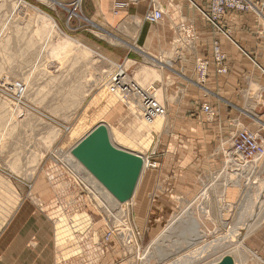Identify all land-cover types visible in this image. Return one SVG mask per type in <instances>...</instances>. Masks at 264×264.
<instances>
[{
  "label": "rangeland",
  "instance_id": "rangeland-1",
  "mask_svg": "<svg viewBox=\"0 0 264 264\" xmlns=\"http://www.w3.org/2000/svg\"><path fill=\"white\" fill-rule=\"evenodd\" d=\"M115 1L0 0V219L6 216V221L19 203L35 206L49 227L52 264H59L66 251L71 256L60 264H263L252 241L264 236V222L241 242L230 237L207 256L192 254L207 241L228 235L229 229L237 233L259 217L264 211L263 169L254 160L233 168L225 156L216 157L217 168L206 170L204 162L195 166L205 148L193 127L175 131L172 118L165 114L157 131L148 122L158 115L148 121L140 111L135 112L139 126L126 102L129 97L108 93L110 74L105 75L122 65L131 84L152 95L158 89L155 96L162 102L166 91L159 67H171V60L186 55L178 50L150 54L138 37L139 20L115 15ZM133 4L140 16L153 7L163 11L158 0ZM103 91L114 102H101L100 118L128 137L148 138L139 151L144 159L152 150L157 154L151 159L157 167L147 165L138 183L123 174L118 187H109L111 200L93 194L86 179L94 177L79 166L72 150L100 120L87 118L90 124L83 134L60 148L68 128ZM102 122L99 125L105 127ZM104 133L109 140L106 127ZM220 145L217 149L223 150ZM235 168L243 172L239 184L230 175L236 174ZM144 183L150 185L149 192L144 191ZM97 187L107 195L102 184ZM72 208L87 214L88 235L61 246L56 242L57 213L69 215ZM192 216L198 224L190 232ZM195 236L202 242L190 246ZM85 241H89L87 250Z\"/></svg>",
  "mask_w": 264,
  "mask_h": 264
},
{
  "label": "crops",
  "instance_id": "crops-1",
  "mask_svg": "<svg viewBox=\"0 0 264 264\" xmlns=\"http://www.w3.org/2000/svg\"><path fill=\"white\" fill-rule=\"evenodd\" d=\"M116 1L127 4L118 15L126 14L134 22L139 20L138 37L149 53L156 55L169 50L186 53L176 60H171L172 68L167 64H164L163 68L159 67L163 73L162 88L166 94L165 97L164 94L161 96L163 101L158 102L165 105L166 115L172 118L175 125L173 130H181L183 126L189 129L193 127L195 136L198 137L196 140L201 143L204 141L205 149L201 150V158L195 161V166L198 162H204L206 170L217 168L216 157L224 158V153L221 148L217 149L218 146L220 143L221 147L227 146L228 140L238 128L243 127L255 132L264 139V73L259 67H264V25L259 23L253 12L227 10L218 21L219 26L227 32L225 35L201 13L209 10L208 0H158L164 14L156 25H147L141 21L143 14L138 15L139 11L133 6L136 0ZM183 22L193 26L192 39L181 37L179 24ZM215 43L226 56L225 72L216 71L213 62ZM197 58L209 61L206 77L200 83L193 71ZM123 70L125 72V68ZM166 72L170 77L166 76ZM157 91L156 88L153 91L155 100ZM119 93L122 94L120 91ZM128 97L130 100V96ZM204 103L215 111L212 118H207L201 110ZM126 107L128 109V105ZM134 110L132 113L139 120ZM116 111L119 114V108ZM102 121L103 119L99 122ZM140 123L139 120V126ZM105 124L110 131L111 126ZM109 135L111 142L120 144L114 140L111 132ZM128 138L140 141L144 137H138L137 140L134 137ZM118 147L139 156L143 155L122 144ZM251 165L254 167V164ZM258 165L263 169L261 175L264 174V158L258 161ZM242 173L240 171L230 175L234 178L240 176V180ZM143 186L144 191L151 190L149 184L144 183ZM46 222L37 213L35 206L19 203L0 228V264H52L49 227ZM260 238L263 241L258 245L256 242ZM252 242V246L264 258V236H254Z\"/></svg>",
  "mask_w": 264,
  "mask_h": 264
},
{
  "label": "bare ground",
  "instance_id": "bare-ground-1",
  "mask_svg": "<svg viewBox=\"0 0 264 264\" xmlns=\"http://www.w3.org/2000/svg\"><path fill=\"white\" fill-rule=\"evenodd\" d=\"M43 16H44L43 18L49 19L50 20V23H52L55 26V28H57L55 22L53 21V19L50 16H48L47 14H43ZM85 48L87 50H89L87 47H85ZM89 51H91V50H89ZM105 61L109 63L108 60H105ZM109 74L110 75H113V76L116 75L117 76L116 79H119L120 82H122V83H124L126 85H134V86L136 85L137 86V84H131L130 83V81L128 80V76L126 75V73L124 72V70L122 68V65H118L117 66V70L112 71V72L106 74L105 77H107ZM102 77H103V75H102ZM106 88L108 89V93H109V91H110L109 90V82H106ZM140 89H141V87H140ZM117 91H119V90H117ZM113 93H116V95H118L119 97L120 96L122 97V94H120L119 92H115L114 91ZM132 95L135 97L134 98L135 100L132 99V100L126 101L127 104L128 105L130 104L129 106H131L132 110H134V108H135L134 112L135 111L136 112H139L140 111L141 112L140 115L144 119H146L144 117V108H145V105L143 103V99L141 100V97L137 96L135 93H133V94L131 93V95L128 94V96H132ZM93 98L88 103V105L86 106L83 114L81 116H79L76 119V121L73 123V125H71L68 128V131H67L66 135L62 139V143H61V146H60L61 149L65 148L64 147L65 144H67L68 142H70L72 140L77 139L81 134H83L84 130L90 124V123L87 122V118H88V120H91L90 122H92L94 120H96V121L97 120H100L101 121V118L100 117H101V114L104 112V110H103V108L101 106V102L102 101H104L105 99H107V101L110 102V103H113L114 102V100H113L114 98L112 96H110V95H107L106 92H104V91L100 95H98L96 98H94V99ZM136 98L138 99V101H137ZM154 100H155V98H154ZM155 101L158 102L157 100H155ZM155 116H157V117L152 122H148V123L151 124V126H150L151 129H154V130H157L158 131L161 128L162 124H163L165 114H163V115L156 114V115H154L152 117V119ZM146 120H148V119H146ZM102 123H104V122H102ZM99 124H100V122L98 124H96L91 130H89L88 133L85 134V136H83L76 143V145L72 148V150H73L74 156L76 157V161L78 162L79 166H81L82 168H85L94 177L93 179L91 177L92 180L90 178H89L90 180L86 179L87 180L86 181L87 182V185H89V188H90V190H92L93 194L95 193L97 195V197L100 195L101 200H105V198H106V200L107 199L109 200V198L111 200L113 196L110 194V192H112L110 188H116L115 186L118 187V185H119L118 183H120L119 180H120V178H121V176L123 174V173L121 174V172H122L121 169H123V168L121 166L120 160H118L117 157L113 156L110 153V151L107 148H105V146H104L105 143L99 138L98 133L95 130V128L97 126H99ZM105 127L107 128L106 124H105ZM107 132H108V136H109V140H108L107 147H110V148H112L115 151L117 150L119 152H124L126 154L134 155V156H136V157H138V158H140L142 160V165H141L139 174H138L137 179H136V182H135V183H138L141 175L143 174V171H144L145 167L147 166V160L144 159V157L142 155L139 156V155H137L135 153H132V151L130 152V150H125V149H123L121 147L114 146L112 144L111 140H110V135L109 134L111 132L112 135H113V137H114V140H116L118 143H120L122 145H125V146H128V147H131V148H134L137 151H141V150H143L145 148V146L147 145L146 144L147 143V138H143L140 141L131 140L126 135H124L123 133H121L120 131H118L117 129H115L113 127H111L110 131L107 128ZM71 167H72V165H71ZM238 172H240V171L237 170L236 174H238ZM239 177H235V179H236L235 183H238L239 184ZM92 181H94L95 183L97 181L100 184H94ZM101 184L104 186V189L107 192V195L106 196L105 195L103 196L102 194L104 192L102 193L101 190L99 189V187H97V186H100ZM6 188H8V187H6ZM3 194H6V192L3 193ZM8 195L10 196V194H8ZM114 196L116 198H118L117 195H114ZM12 198H14V197H12ZM202 198H204V196ZM221 199L223 200V198H221ZM261 201H264V199H262ZM12 203H14V202H12ZM198 205H199V203H198ZM1 207H3V206H1ZM111 209H113V208H111ZM69 211L71 212V213L69 212V215H67L64 212L63 213L62 212L57 213L58 220H57V225H56V242H57L58 245H61V246L65 245L68 242H73V241H76L77 242L78 238L82 237V239H83V238H85L86 235H88V226L90 225V223H89V220H88L89 218L87 217V214L85 212H83V211H80V210L76 209V208H72ZM201 211H203V210H201ZM52 214H53V212H52ZM57 215H55V216H57ZM258 215H259V217L256 220H254L253 222L251 221L249 223L244 224L242 226V228H240L241 229L240 231H238L235 228L237 230V233H235V230L232 231L231 229H229V230H227L228 231L227 232L228 235L224 236L226 233L224 234L222 232L224 234V235L222 234L223 237H219V238H216L214 240L212 239L211 241H207L202 246H199L198 249L195 248L194 250H192V254H194L195 252H197V253H199L201 255L204 254V255L207 256V254H208L209 251L210 252H214L216 250L215 247H217V248L218 247H221L223 245V243L225 241H228L227 239H229L230 237L235 242H237V243L238 242H241L242 239H244L247 235H249L251 232H253L256 229L257 226H259L261 223L264 222V211L263 212H260ZM5 217L6 216H4L2 219H0V225H3L6 222L5 221V219H6ZM192 221L193 222L191 224H189V228H188V229H190V232L192 230H195V226H197V224H198L197 217L192 216ZM223 224H224V226L226 225V223H223ZM237 228L239 229V227H237ZM213 229H214V227H213ZM214 231H216V230H214ZM92 235L94 236V234H92ZM199 238L197 236H195L194 239L193 238H190V241L189 242H190L191 245L190 244L189 245L190 246H197L196 245L197 243L202 242L201 239H199ZM85 243L87 245L86 246L87 247L86 250H87L88 249V246H89L88 245L89 244V241H85ZM85 243H84V245H85ZM76 246H77V244H76ZM78 248H75V249H77V250H75V253H76V251L79 252ZM247 250H249V249H247ZM68 252L69 251H66L64 253V256L62 258L64 261L67 260V257L68 256H71L70 253H68ZM255 255L256 254H254V256ZM63 260L59 261L58 263L60 264Z\"/></svg>",
  "mask_w": 264,
  "mask_h": 264
},
{
  "label": "built area",
  "instance_id": "built-area-1",
  "mask_svg": "<svg viewBox=\"0 0 264 264\" xmlns=\"http://www.w3.org/2000/svg\"><path fill=\"white\" fill-rule=\"evenodd\" d=\"M209 10L201 11L204 18L213 24L219 31L227 35L218 24V21L222 18L227 10L236 11H251L255 14L259 23L264 25V0H258L256 2L252 0H208ZM127 4L121 1H115L112 6V11L116 15ZM163 18V11L158 7H153L143 15V21L150 24H156ZM179 31L181 37L186 39L193 38V26L186 23L179 24ZM225 54L220 50L217 43L213 45V62L216 66L217 72H225L226 66L224 64ZM209 61L205 58H197L193 66V71L197 76L199 83L203 82L207 73V66ZM260 69L264 73V67L260 66ZM116 75H109V90L112 92H122V95L128 96V94L135 93L137 96L143 99L145 105L144 117L148 120L156 114H166L167 110L165 105L159 104L154 100L151 93L147 91L139 90L134 85H126L116 79ZM119 90V91H117ZM201 110L204 112L207 118H212L215 115V111L208 104H202ZM224 156L229 158L227 162L234 164L233 167L240 168L245 166L248 161L254 160L256 163L264 158V139L261 138L255 132H251L243 127L238 128L228 140V146H223ZM157 154L155 151H150L147 165L152 168L157 167V162L151 160ZM150 160L152 163H150ZM233 161V162H232ZM255 167V166H254ZM254 167L252 168L254 170ZM234 170H237V169ZM264 264V263H263Z\"/></svg>",
  "mask_w": 264,
  "mask_h": 264
},
{
  "label": "water",
  "instance_id": "water-1",
  "mask_svg": "<svg viewBox=\"0 0 264 264\" xmlns=\"http://www.w3.org/2000/svg\"><path fill=\"white\" fill-rule=\"evenodd\" d=\"M95 130L98 133L99 138L105 143V145H104L105 148H107L113 156L117 157L118 160H120L121 166L123 168V169H121V171H122L121 174L122 173L124 174V178L126 176L127 178H129L131 180V182L135 183L137 176L139 174L141 165H142V160L140 158L134 156V155L126 154L124 152H119L117 150L115 151L112 148L107 147L108 140L106 138V134L104 133V131H105L104 125L97 126L95 128ZM123 174H122V176H123ZM122 201H123V199H122Z\"/></svg>",
  "mask_w": 264,
  "mask_h": 264
}]
</instances>
